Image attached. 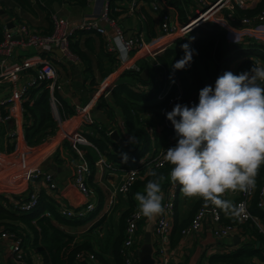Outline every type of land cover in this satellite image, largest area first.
I'll use <instances>...</instances> for the list:
<instances>
[{"label": "trees", "instance_id": "16d2710c", "mask_svg": "<svg viewBox=\"0 0 264 264\" xmlns=\"http://www.w3.org/2000/svg\"><path fill=\"white\" fill-rule=\"evenodd\" d=\"M56 1L59 4L61 1H68L86 5L89 0ZM108 2L111 16L116 17L115 15L118 13L115 10L116 5L112 0H108ZM145 2L148 4L149 0H145ZM166 2L176 8L181 23H184L194 13L193 0H166ZM16 8L20 13L18 17L25 18L32 27L39 28L42 32L51 30V14L56 12L53 11L51 4L43 3L41 0H0V42L4 39V21L2 17L3 15L10 16L11 13L14 14ZM263 8L264 0H256L254 3L245 6L237 5L233 10L234 20L232 21L243 16L253 17ZM142 9L145 17L147 40H150L159 35L158 28H156V15L158 14H153L148 7ZM39 16L40 19H38ZM191 37L195 38L190 44V48L195 50V54L190 66L185 70L173 71L172 65L184 55L180 46L189 43ZM80 40L84 41L80 43ZM68 44L72 53L82 61L85 70L90 74L92 55L96 56V63L101 72L98 79L91 77L90 84L94 86V90L116 69L117 55L108 48L104 34L97 30L93 28H75ZM155 57L158 62L156 66H150L146 61L143 62L148 68L149 76L147 78L141 76V72L144 70L141 67H138V69L127 67L121 71L117 79L111 81L108 94H100L97 98L98 103H102L107 115L112 114L114 107L119 108L125 126V132L119 131V134L123 140L127 141V145H119L113 141L106 126L95 122V119L92 122L85 123L86 128L84 127L81 131L86 140L98 147L102 154L106 156L108 162L113 163L112 165L115 164L116 169L133 166L140 157L149 154L153 150L156 151V148L152 147L151 139L154 123L152 124L145 113L147 109H157L156 112L159 115L162 129L174 132L171 127L163 123L166 110L169 108L168 111H171L176 103L187 105L198 103L199 90L206 85L214 86L216 78L226 71L238 75L243 67H249L250 69L254 65V57H258L264 62V40L255 38H247L245 41L227 40L225 29L216 22L208 21L186 35L174 36L165 41ZM144 58L141 57L140 59ZM133 82L143 83L148 87H133ZM47 83L48 80L44 79L39 83L36 81L34 84L29 85L22 99V126L24 138L28 145L42 142L51 136L57 128L51 111V92ZM166 88L165 96L158 98V94ZM52 94L59 104L63 119L76 113L75 106L64 100L56 88L52 90ZM170 98H173V101L168 106ZM190 100H192V103H190ZM1 111L4 112V109L1 108ZM108 117H110V120L114 119L113 116ZM98 124L100 125L98 126ZM130 136L134 138L131 142H129ZM62 142L64 146L73 150L69 140L63 139ZM76 146L85 148L83 144L78 142H76ZM12 148L13 144L7 145V150L10 151ZM58 152V149L54 152L56 158H58ZM124 154L127 156L126 161L122 159ZM85 158L93 170L95 161L93 148L85 150ZM170 167L166 162L164 166L150 168L144 172L142 178H137L132 183L128 191V197L130 196L131 200L128 199V206L121 215L122 225L125 223V218L130 211L138 208V202L135 200L134 195L137 192H143L147 181L152 179L148 176V172L155 170L158 174L164 175L165 180L161 182L163 186L168 181ZM91 169L90 173L86 175V182L90 188L93 185L90 179ZM263 181L264 166L260 168L256 178L257 185H262ZM23 196H26L25 192L14 195L15 198H22ZM254 202L255 198L251 205L252 212L259 214L264 219L263 212ZM202 204L211 205L205 203L202 199H198L195 203V209ZM11 205L9 197L0 194V229L12 233L14 237L20 236L22 238L24 249H28L30 262L31 252L34 251L40 256L41 264H92L93 260L90 261L77 256L81 251L91 252L95 258L97 257V252H95L90 238L78 242L75 239V234L65 229L66 225H74L80 222L77 219L78 215L67 216L60 213L57 200L43 188L39 189L37 204L32 209L17 211ZM95 211L90 210L82 217H86L88 214L95 215ZM184 226L178 223L173 225L172 233H176L177 237L173 238L171 234L172 243L178 239ZM241 226L242 229L244 228L247 231L245 236L260 241L262 247L248 245L249 240L247 239L236 250L212 255L213 263L256 264L250 260V257L254 254L261 260L264 259V236L262 232L252 221L244 222ZM98 227V223L90 227V230L86 231L88 236L94 233L93 229ZM122 239L123 233L119 234L114 242L116 264H122L119 250Z\"/></svg>", "mask_w": 264, "mask_h": 264}, {"label": "built area", "instance_id": "2783aa9c", "mask_svg": "<svg viewBox=\"0 0 264 264\" xmlns=\"http://www.w3.org/2000/svg\"><path fill=\"white\" fill-rule=\"evenodd\" d=\"M119 1L126 2V10L128 12H133L139 7V4L145 0ZM255 1L256 0H193L195 6L194 13L190 15L184 23H181L178 19L177 10L173 5L166 2V0H149L148 8L152 12L158 14L156 16L157 28L159 30V35L157 37L151 38L149 41H145L140 32L125 36L122 28L118 27L119 25L116 22V17H113L110 14L108 0L104 2L99 12V18L107 21V23L113 27L114 33L110 36L108 34L107 28L104 25L99 24L96 18L84 16L77 23V25H74L72 18L64 14L60 15L57 12H52L51 14V30L49 32H42L39 28L32 27L25 18L18 17L20 16V13L16 8L14 10V14L11 13V15L9 16V18L12 19L11 21L13 23V26L7 27L4 23V39L0 42V53L4 56L10 55L13 52V47L15 45L22 46L24 48L36 47L40 51V53L38 54L40 55L41 59H29L25 61L24 58L19 62H16V65L12 67L5 61L4 58H1L0 78L9 77L10 80H13L16 78L18 70L25 69L26 67H30L40 63L34 68L30 79L27 80V82L20 88V90H18L16 97L22 100L29 85L34 84L36 81H38L39 83L41 80L47 79V84L51 92L50 98L52 97L55 99L54 95L52 94V90L54 88H60L63 82L57 79V69L53 61L51 60V57L52 54H54V50L56 49L66 57L75 56L70 50L68 44L69 38L75 28H93L102 34H108L106 35L105 39L107 41L108 48L112 51L116 50L113 42L114 37H116L117 35H122L125 42L129 44L128 53L147 51L142 55H154L161 49V45L164 42L154 47V45H156V43L153 44L154 40L163 36H175V34L186 35L189 32L195 30L199 25H202L208 21L216 22L217 24L222 26L226 31L227 40L245 41L247 38L264 40V8L253 17L243 16L238 20L232 21L234 20L233 10L235 6H245L247 4H252ZM253 64L255 66H264L263 60L258 57L253 58ZM110 84L111 82H109L108 85L105 86V88H103L102 90L98 85L95 90L96 97L98 98L100 94L107 95L109 92ZM166 92L167 88L163 92H160L158 94V98H163ZM13 98L14 96H8L4 100L0 101V123L2 124L11 119H16V117L10 112L11 107L10 109L5 108L8 104H11ZM95 98L90 99L82 107H75V116H77L78 120L77 126H74L69 130L60 127L59 129H63L62 139L69 140L71 142V145L74 147L76 146V142L81 143V140H83L87 144H90V146H92L99 155L98 161L101 163H105L106 166L109 165V167L111 168L113 166L106 162V159L104 158V155L99 150V148L87 141L86 138L82 135L81 131L83 128L79 126V124L81 125V123L85 124L88 122H92L89 109L94 105V102L97 99ZM172 101L173 98H170L168 106ZM5 102H7L6 105ZM190 103H192V100H190ZM1 108L4 109V112L1 111ZM168 109L166 110V112L168 111ZM163 123L164 125L169 126L172 128V130H174L171 122L166 119V116L163 119ZM110 131L111 130L108 131V134ZM9 136H17L15 127H13ZM164 150H167V148H157L156 151L153 150L149 154L140 157L137 160L136 164H134L133 166L118 169H122L125 171L120 177L119 182L113 189V193L110 195V198L107 202V209L111 208L116 203L118 193L127 198L128 191L132 183L137 178H142L146 170H149L153 167H161L166 164V161L164 159ZM5 153H2L0 151L1 171L5 170V172H9L11 175L16 176L17 173L13 165H19L21 163L22 173L26 181L32 183V185H36L39 181H41L45 185V187L50 190V192H52L51 195L53 198L57 200L58 195L61 198L62 192L60 184L53 179L50 172H48L38 164L28 165L24 160L26 159V155L23 151L21 152V155L16 150L14 151L15 154H11L10 151ZM6 156L8 157V159L12 156L14 157L13 160L8 161L9 164L7 166L4 165ZM88 171L89 170L87 168V165L84 162L76 163L72 174L73 183L78 192H80L85 199L80 201L78 204H71L69 202L63 201L62 197L61 203L57 200L58 210L60 213L67 216H83L86 212L94 209L96 204L89 198L91 188L86 182V175L88 174ZM39 189V186L32 187L30 185L25 189V191H18L14 190L13 187L8 183L0 180V194L7 195L9 197V201L12 204V208L17 211H27L32 209L37 204ZM45 191L47 192L46 189ZM20 192H25L26 196H23L22 198H15L14 195H16V193L20 194ZM172 196L173 194L165 196L166 198L162 203L165 211L154 221L153 234L155 236L156 244V249L154 248L155 264H166L167 262V255L164 251L163 242L169 240L170 232L172 229ZM254 198L255 205L264 214V181L260 186H258L256 182L255 188L249 192H238L237 197L234 198L231 202L233 208L228 212H225V210H223L222 208H218L214 205L202 204L198 206L193 212L189 222L181 229V233L182 235L192 233L196 231L205 221H209L212 232L214 234L226 237L235 230H239L242 223L252 221L264 236V219L259 214L253 213L251 210V205ZM138 213L139 208H135L131 210L125 218L123 227V239L120 243L119 249L122 264H139L135 253V245L140 239L138 224L143 217ZM6 239L9 241L8 246L10 252L12 253L13 257L18 260L19 264H38L33 259L32 252L31 262L29 261L28 249H24L23 241L20 236L14 237L12 233L0 229V241ZM77 256L90 261L95 260V256L91 252L88 253L81 251L79 254H77ZM39 264H41V261Z\"/></svg>", "mask_w": 264, "mask_h": 264}, {"label": "crops", "instance_id": "0c3cea01", "mask_svg": "<svg viewBox=\"0 0 264 264\" xmlns=\"http://www.w3.org/2000/svg\"><path fill=\"white\" fill-rule=\"evenodd\" d=\"M41 1L43 3L51 4V6H53V11H56L58 14H64L72 18L74 25H77V23L84 16L90 18L92 17L96 18L99 24L104 25L107 28L109 36L114 33L113 27L109 25L107 21L99 18V12L106 0H89L86 5H80L75 2L68 1H61L60 4L56 0ZM112 1L116 5L115 10L118 11V13L115 16L118 24L120 27H122L123 33L127 36L140 32L144 40H147L144 23L145 17L142 8H147L148 4L145 1H142L135 11L128 12L126 10V2H121L119 0ZM152 13L155 14L154 12ZM38 19H40V16ZM106 35L104 34L105 37ZM82 41L80 43H82ZM38 51L39 49L36 47L24 48L22 46L15 45L13 47V52L10 55L4 56L0 53V59L4 58L5 61L13 67L16 65V62H19L24 58L25 61L29 59H41ZM114 53L118 55L116 69L112 71L113 73H116V75L113 78H109L113 74L111 72L112 74L110 73L106 77L107 79H111L110 82L114 79H117L121 71L127 67L135 69L141 67L143 70L146 68L143 63L145 61L150 66H156L158 63L155 55L153 54L138 55V52H131L127 53L126 60H121L119 52L115 50ZM141 57L145 58L140 59ZM51 60L57 69V79L63 82L57 91L60 96L70 105L79 108L87 103L90 99L96 97L94 86L90 84L92 79L91 77L98 79L101 70L97 66L96 56L94 54L92 55L91 74L85 70L82 61H80L76 56L66 57L62 55L57 49L54 50ZM38 64L18 70L16 78L13 80H10L9 77L0 78V101L4 100L8 96H14L11 104H8L5 108L10 109L11 107L10 112L16 117V119L9 120L12 121L11 125L6 124L8 121L4 124L0 123V151L2 153L9 152V150H7L8 144H13V148L10 150L11 154H13L15 150L18 151L20 146L24 147L25 149H32L29 152L25 150L23 152L25 155L29 153L28 155L35 156L37 158L36 164L50 172L53 179L60 184L62 192L61 198L63 197L62 200L71 204H78L85 198L80 192H78L73 183V169L76 163L84 162L89 170L88 174L90 173L91 168L85 158V150L93 147L83 140H81L80 144H83L85 148H78L77 146L74 147L71 145L73 149L71 150L67 146L63 145L62 132L64 127H67L69 130L78 125V120L75 114L69 115V117L66 118L67 121L66 119H63L60 114L58 102L56 99L51 97L50 100L52 115L57 126H60V128L63 129L60 130L59 127H57L56 131L50 137L35 145H28L24 138L22 126V100L17 98L16 94L18 93V90H20V88L27 82V80L30 79L34 71H32V69H34ZM148 76L149 72L145 78ZM132 86L139 88L148 87L143 83L137 82H133ZM6 103L7 102H5V105ZM156 111L157 109H147L145 111L152 124L154 123L152 132L150 131L153 144L152 147L157 149L165 146V148L168 149L169 147L174 146L176 143L175 132L168 129H162L159 115ZM89 113L93 121L95 119V122L105 125L108 131L116 129L118 132H125L123 116L119 108L114 107L112 114L107 115L102 103L99 104L96 99L94 105L90 107ZM108 116H113L114 119L110 120V117ZM84 125L85 124L83 123H81V125L79 124V126L83 129L85 127ZM99 125L100 124H98V126ZM13 127L16 128L17 136L10 137L9 134ZM59 132H61V136ZM56 149L59 150L57 153L58 158L54 156ZM104 158L106 159V156H104ZM94 159V167L93 170L91 169L90 175L91 183L93 185H91L92 187L89 198L96 204L94 207L95 209L92 210V212L98 208L94 213L97 216L91 219H96V221L90 226L83 225V217L82 215H78L77 219L80 222L74 225H66L65 229L68 232L75 234V239L78 242H81L86 238H90L95 252H97V257L92 262V264H116V258L114 255V242L117 236L123 233L124 224L122 225L121 223V215L128 206V199L130 201L131 198L130 196L127 198L123 197L118 193L116 203L111 208H106L110 195L113 193V189L115 188V184L119 182L120 177L125 170L116 169V166H114L115 164L112 165L113 163L106 160L107 163L113 166L109 168V170L106 168L105 163L98 161L99 155L95 150ZM106 174L108 177H104ZM108 179H111L112 181L109 182ZM27 182L28 181H26L24 186L18 191H25V189L31 185L32 187L39 186V188H43L44 190L46 189L49 194L52 193L41 181H39L36 185H32L30 182L27 184ZM162 191L164 197L163 201L166 198L165 196L173 194V206L171 212L172 228L176 223L186 225L193 214L195 203L199 198L185 197L180 189V186L178 184L172 183L169 176L168 181L162 186ZM237 194L238 192H226L222 198L232 202V200L237 197ZM61 198L58 195L57 200L60 203L62 202ZM88 212H86L85 215ZM96 223H98L99 227L93 229L94 233L88 236L86 231L90 227H93ZM153 226L154 222H150L144 217L138 224L140 239L135 245V253L139 264H155L154 248L156 249V244L155 236L153 234L154 229L150 233V242L147 243L144 241L145 232L147 229H152ZM171 234L173 238L177 237V234L172 233L171 229L169 240L163 242L164 251L167 255L166 264H220L213 263L214 261H212L211 256L214 254L236 250L240 248L243 245L242 242L245 243L247 239L249 240V244H251L252 247H262V243L260 241L249 239L247 236H245L247 235V231H245L244 228L242 229V226L239 230H235L229 236L222 237L212 232L209 221H205L196 231L192 233L182 235L180 231V235L174 243L171 242ZM8 242L9 241L7 239L0 241V264H19L18 260L15 259L10 252ZM32 256L36 263L39 264L41 258L37 252H32ZM250 260L256 264H263V260H261L255 254L250 257Z\"/></svg>", "mask_w": 264, "mask_h": 264}, {"label": "clouds", "instance_id": "9594fccd", "mask_svg": "<svg viewBox=\"0 0 264 264\" xmlns=\"http://www.w3.org/2000/svg\"><path fill=\"white\" fill-rule=\"evenodd\" d=\"M194 39L180 46L184 55L172 65L173 71L190 66ZM113 42L120 59L126 60L129 44L124 37L117 35ZM165 116L173 126L176 143L164 150V159L171 166V182L180 186L185 197L202 199L228 212L233 205L222 198L226 192L255 188L264 166V66L253 65L238 75L224 72L214 86L199 90L198 103H176ZM133 139L130 136L129 142ZM122 159L127 160L126 154ZM148 176L152 179L143 192L135 193V200L138 214L154 222L165 211L161 183L165 176L155 170Z\"/></svg>", "mask_w": 264, "mask_h": 264}, {"label": "rangeland", "instance_id": "374dc122", "mask_svg": "<svg viewBox=\"0 0 264 264\" xmlns=\"http://www.w3.org/2000/svg\"><path fill=\"white\" fill-rule=\"evenodd\" d=\"M116 22H117V20H116ZM32 24V23H31ZM117 24H118V22H117ZM119 25V24H118ZM34 26V25H33ZM38 27V26H37ZM118 27H120V25L118 26ZM41 28V27H40ZM122 28V27H121ZM126 36V35H125ZM175 36H178L177 34H175ZM172 37H174V35H169V36H163V37H160V38H158V39H156V40H154L153 41V44L154 43H156V45H154V47L155 46H157L158 44H161V43H163V42H165V41H167V40H170ZM152 44V45H153ZM112 51V50H111ZM114 52V51H113ZM145 52H147V51H139L138 52V55H142L143 53H145ZM38 53H40V51H38ZM118 56V55H117ZM72 57H74V56H72ZM248 70H250L249 69V67H243L242 69H241V73L242 72H245V71H248ZM113 73V72H112ZM111 73V74H112ZM116 75V73H113L109 78H113L114 76ZM110 80L111 79H107V78H105L104 79V81L99 85V87H100V89L102 90L103 88H105V86H107L108 85V83L110 82ZM77 117V116H76ZM58 127H60V126H58ZM65 128V127H64ZM66 130H68L67 129V127L65 128ZM61 130V129H60ZM59 134H60V136H61V132H59ZM163 148H165V146H163ZM1 149V148H0ZM37 149V148H36ZM31 151L32 149H25L24 147H22V146H20L19 148H18V153L21 155V152L22 151ZM33 150H35V149H33ZM29 154V153H28ZM26 155L25 157H26V159H24L26 162H27V164L28 165H35L36 164V161H37V158L35 157V156H33V155ZM14 159V157L12 156V157H10L9 159H8V157L6 156V158H5V162H4V165L5 166H7L9 163H8V161H11V160H13ZM23 159V158H22ZM13 167L15 168V171H16V173H17V175L16 176H13V175H11L9 172H5V170H3V171H1V169H0V180H3L4 182H6V183H8L9 185H11L12 187H13V189L14 190H19L20 188H22L23 186H24V184L26 183V179L24 178V176H23V173H22V165H21V163L19 164V165H17V164H14L13 165ZM106 168H110L109 167V165H107L106 166ZM110 170V169H109ZM104 177H108V175L106 174V175H104ZM111 179H112V177H111ZM111 179H108V181L109 182H111L112 180ZM117 185V183L115 184V186ZM96 212V211H95ZM95 216H97V215H90V214H88L86 217H83V219H82V224L83 225H87V226H90V225H92L95 221H96V219H93V220H91L93 217H95ZM99 216V215H98ZM90 230V229H89ZM248 245H249V243H248Z\"/></svg>", "mask_w": 264, "mask_h": 264}, {"label": "water", "instance_id": "95a60500", "mask_svg": "<svg viewBox=\"0 0 264 264\" xmlns=\"http://www.w3.org/2000/svg\"><path fill=\"white\" fill-rule=\"evenodd\" d=\"M6 22H7V27H12L13 23L11 22V20H9V18H5ZM148 74V70L147 69H144L141 73V76L143 78H145ZM6 124H12V121H8ZM109 136L110 138L117 142L119 145H127V141L126 140H123L121 135L119 134V132L116 130V129H112L110 132H109ZM153 230L152 229H147V231L145 232L144 234V241L145 242H150V233L151 231Z\"/></svg>", "mask_w": 264, "mask_h": 264}]
</instances>
